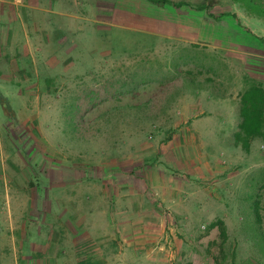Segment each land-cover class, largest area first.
<instances>
[{"label":"rangeland","instance_id":"1","mask_svg":"<svg viewBox=\"0 0 264 264\" xmlns=\"http://www.w3.org/2000/svg\"><path fill=\"white\" fill-rule=\"evenodd\" d=\"M49 1L34 10L42 19L38 67L58 49L61 63L72 64L58 82L17 81L18 90L50 94L43 107L31 101L21 111L11 100L17 120L0 97V144L11 151L0 152V176L23 168L37 178H94L121 172L95 160H132L149 202L129 216L149 223L112 232L102 260L75 263L64 244L53 258V246L44 254L0 243V264H264V137L246 139L240 127L242 95L249 86L264 93V0ZM181 159L183 169L167 161ZM159 170L171 179L168 208L153 187ZM45 191L35 189L41 199ZM217 219L224 238L211 225ZM35 231L29 224L27 236Z\"/></svg>","mask_w":264,"mask_h":264},{"label":"crops","instance_id":"2","mask_svg":"<svg viewBox=\"0 0 264 264\" xmlns=\"http://www.w3.org/2000/svg\"><path fill=\"white\" fill-rule=\"evenodd\" d=\"M46 2L50 1L0 0V97L2 102H7L4 103L5 112L15 116V119L17 114L10 104L11 100L20 101L19 111H21V109L26 110L29 107L28 102H36L37 106L39 102V106L43 107L41 101L50 98L49 91L37 90L36 93H29L24 88L18 90L16 88L19 87L17 81L27 84L28 82L32 83L33 79L37 83H41L49 77L61 79L64 76L62 73H65L72 64L65 59L61 63L62 58L57 57L60 50L57 48L58 50H52L51 62L46 63V69L38 67L39 62L36 54L42 52L41 47L37 45L42 19L40 14L34 13V10L42 3L48 4ZM63 2L76 4V0H57L56 4L59 7ZM67 16L71 17L69 13ZM56 80L58 82V78ZM108 98L107 94L106 101ZM108 106L107 104L105 109ZM37 109L42 115L43 111L39 107ZM8 150L9 148L0 144V152L3 155H11V151ZM115 159L95 161H98L102 168L110 164L118 166V168L121 167V172L103 171L94 178L93 176L86 178L85 175L76 177L75 174L68 172H59L61 176L58 178L55 174L40 173L41 176L37 178L33 172L27 171V169L9 168V175L0 176V187L3 189L2 197L5 205V210H1L4 213L0 216V219L2 218L0 221V243L38 245L41 252L51 253L53 258H57L59 255L62 257V251L58 246L64 244L69 246L73 252L72 259L75 263L84 256L99 260L107 258L108 253L105 247L112 232L132 229L135 226L134 222L143 224V226L148 222V220H144L140 223L139 220H132V215L129 216L132 213L146 211L142 209L149 202L146 198L142 199V195L143 197L148 195V192L142 188L141 182L144 179L137 178L138 175L130 174L134 170L131 167L132 160ZM161 161L157 160V162ZM167 161L182 169L187 162L183 159ZM4 167L3 169L6 170L5 165ZM153 179V181L161 182L154 184L153 187H158L160 191H163L161 192L163 197L160 200L164 203L162 206L171 207V200L167 198L170 191L168 188L171 181L170 176L159 170L158 174H153ZM39 181L42 183H38ZM50 181L54 183L52 182L50 185ZM39 185L46 187L44 199H41L40 193H35V189ZM48 188H53V191H51L52 189L48 191ZM151 201L149 206L155 213L157 206H155L154 200ZM31 213L35 215L33 221H29ZM41 217L45 219L41 220ZM47 217L52 220H47ZM29 224L36 230L35 237L27 236L26 230ZM138 226L136 225V228ZM50 246H53L51 251H49ZM111 254L114 255L113 257L119 255Z\"/></svg>","mask_w":264,"mask_h":264},{"label":"trees","instance_id":"3","mask_svg":"<svg viewBox=\"0 0 264 264\" xmlns=\"http://www.w3.org/2000/svg\"><path fill=\"white\" fill-rule=\"evenodd\" d=\"M160 1V0H159ZM248 99L245 105L240 108V116L242 118L240 127L245 132V137L253 138L256 136L264 137V93L259 87L249 86V88L242 95V102ZM258 105H255V104ZM240 135V134H239ZM246 139H244L246 141ZM240 140L237 137V141ZM244 148L248 147V141L244 142ZM257 204V201H256ZM255 221L260 222L259 210H254ZM212 226H217L220 235L224 238L225 227L224 222L220 219L215 220Z\"/></svg>","mask_w":264,"mask_h":264}]
</instances>
